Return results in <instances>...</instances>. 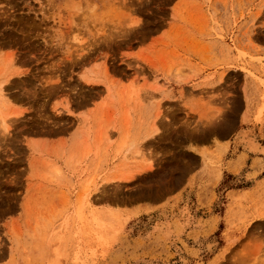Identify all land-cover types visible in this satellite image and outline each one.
<instances>
[{
    "label": "rangeland",
    "instance_id": "rangeland-1",
    "mask_svg": "<svg viewBox=\"0 0 264 264\" xmlns=\"http://www.w3.org/2000/svg\"><path fill=\"white\" fill-rule=\"evenodd\" d=\"M0 66V264H264V0H0Z\"/></svg>",
    "mask_w": 264,
    "mask_h": 264
},
{
    "label": "crops",
    "instance_id": "crops-1",
    "mask_svg": "<svg viewBox=\"0 0 264 264\" xmlns=\"http://www.w3.org/2000/svg\"><path fill=\"white\" fill-rule=\"evenodd\" d=\"M246 113H247L246 105H244L241 111L240 118L238 120L239 122L238 125L236 126L235 129H231V132H235L234 137H236L237 139L236 140L237 148L234 155L229 159L231 161L230 166L236 167V161L239 160L242 168L237 170L239 173L238 175H235L234 173L226 172L233 179L239 176L240 180L236 179L237 182H233L232 185L230 184V186L227 187V189L225 190H227L228 193L230 192L235 195H242L247 197L260 196L263 195L264 192V156L249 152L248 148L246 147V144L240 143L238 137L241 138L244 137L245 140L246 139L254 140L257 144L259 145L261 144V146H264V117H263V124H252L249 122L248 120L249 115L248 114L246 115ZM228 142H229V149L233 148L232 145L234 142L233 141L231 142L228 141ZM206 144L208 145L206 146ZM208 146L209 147L211 146V140H209L208 142L191 140L187 143L185 147V151L190 155L200 157L204 149L207 148ZM223 176L221 177L220 180H223ZM236 183H241V187L239 188L236 187L237 186ZM233 185L234 187H232ZM193 212L194 211H192V213Z\"/></svg>",
    "mask_w": 264,
    "mask_h": 264
},
{
    "label": "bare ground",
    "instance_id": "bare-ground-1",
    "mask_svg": "<svg viewBox=\"0 0 264 264\" xmlns=\"http://www.w3.org/2000/svg\"><path fill=\"white\" fill-rule=\"evenodd\" d=\"M81 52V51H80ZM10 57V56H9ZM12 59L14 60L15 58L12 56ZM8 60V59H7ZM10 60H11V57H10ZM9 62H11V61H8V63H6L7 65L9 64ZM13 64V63H12ZM14 65V64H13ZM12 65V66H13ZM5 67V68H4ZM9 67V66H8ZM15 67V66H14ZM9 69H11V67L9 68ZM15 69H17V68H15ZM15 69H13L12 68V70H15ZM8 69H7V66H3V67H1L0 66V71H1V73H0V104L2 103V104H7L6 102L9 100V97L7 96L8 95V92H7V88H8V86L11 84V80L13 79V78H16V77H18V76H20V75H22L21 73H19V72H16V71H10V72H8L7 71ZM5 71H7V72H5ZM5 72V73H4ZM22 72V71H21ZM4 74H6L5 76H4ZM8 98V99H7ZM2 106V105H1ZM67 114L68 115H73V112L71 111V110H67ZM8 116H5L4 115V117L1 119V123H2V125H1V127L3 128L2 130H4V132L5 133H9V128L11 127V126H9L10 124L8 123L9 121V119L7 118ZM8 119V120H7ZM250 133H251V131H250ZM247 134V133H246ZM158 135V134H157ZM155 136H156V134H155ZM155 136H153V137H155ZM244 136V135H243ZM246 136V135H245ZM251 136V135H250ZM252 137H254V136H252ZM249 138V137H248ZM256 139V138H255ZM240 142L241 143H245L246 144V147L248 148V150H249V152H251V153H254V154H260V155H262V156H264V146H261V144L259 145V144H257L254 140H245L244 139V137H242V138H240ZM247 150V149H246ZM247 150V151H248ZM246 155V154H245ZM151 168V167H150ZM148 171V170H147ZM131 179V178H130ZM129 179V180H130ZM128 180V179H127ZM126 182V181H125ZM184 217V216H183ZM161 229V228H160ZM162 230V229H161ZM208 248V247H207Z\"/></svg>",
    "mask_w": 264,
    "mask_h": 264
}]
</instances>
